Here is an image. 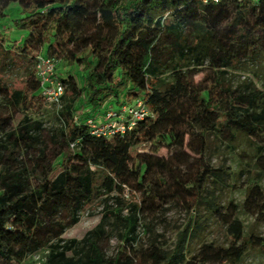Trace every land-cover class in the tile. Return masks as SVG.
<instances>
[{"label":"trees","instance_id":"obj_1","mask_svg":"<svg viewBox=\"0 0 264 264\" xmlns=\"http://www.w3.org/2000/svg\"><path fill=\"white\" fill-rule=\"evenodd\" d=\"M3 2L17 3V23L25 35L6 46L0 33V264H26L76 224L82 208L99 197L103 174L127 191L150 234L171 202L191 214L183 241L188 234L202 238L209 220L224 230L227 244L202 239L186 264H235L250 248L264 249V237L245 234L238 217L264 213V168L255 164L247 170L239 203L221 204L206 184L210 180L217 187L227 172L203 162L211 136L258 137L253 155L264 153V0ZM38 54L84 71L82 88L73 74L56 75L65 92L59 108L51 105L56 122L50 126L36 117L48 105L34 70ZM32 60L29 67L25 61ZM17 62L24 80L21 88H12L2 71ZM249 66L262 80L261 88L251 81L234 86L228 78L230 70ZM81 91L88 115L74 120L73 101ZM135 99L152 115L124 133L89 132L85 118L103 112L105 105L116 110ZM162 148L170 154L160 155ZM112 215L115 210L105 205L91 242L92 261H184L183 253L168 254L153 242L146 247L123 243L109 255L104 220ZM127 223V228L133 225ZM60 255L50 252L45 264Z\"/></svg>","mask_w":264,"mask_h":264},{"label":"rangeland","instance_id":"obj_2","mask_svg":"<svg viewBox=\"0 0 264 264\" xmlns=\"http://www.w3.org/2000/svg\"><path fill=\"white\" fill-rule=\"evenodd\" d=\"M19 9L17 3H10L5 6L3 0H0V33L8 41L5 43L6 46L11 45L12 42L20 43L25 35V30L17 23V18L20 16ZM25 63L29 67H33V60L25 61ZM248 69L250 66L244 70H230L228 78L234 86L251 81L257 88H261L262 80L252 76ZM67 73L73 74L79 88H82L84 76L82 68L59 61L56 64V75L63 78ZM2 76L10 87L21 88L24 80V69L17 62L11 68L3 70ZM73 103L75 113L78 116L88 115L86 114L87 104L82 91L74 98ZM54 110L53 106L46 105L36 117L43 121L44 126H50L56 122L53 116ZM20 116L18 115V118ZM234 135L230 141L225 137H219V139L211 136L209 147L203 155L205 164L213 168H221L227 172L217 187L210 180L206 184L208 188L214 190L218 202L221 204H225L229 200L239 203L242 200L240 189L245 185L247 170L255 167V164L264 168V153L255 157L253 155L256 152L257 144L260 142L258 137L250 139L242 134L236 133ZM159 154L166 157L170 154V150L162 148ZM92 169L97 170L99 168L92 165ZM103 176L104 174L97 183L100 191L99 197L82 208L77 223L68 227L61 236L52 240L46 249L31 255L26 260V264H45V256L52 251L61 252V255L52 264H98L90 259V247L96 235V226L104 214L105 205L109 210H115L116 213V215L109 216L104 220L106 228L110 232V241L107 247L109 255L123 243L131 242L136 247H146L150 242H153L168 254L174 251L183 253L184 261L180 264H186L185 262L194 254L202 239L214 244H227L224 230L214 220L207 221V227L202 231V238L198 239L188 234L183 241L181 239L183 238L182 231L184 232L189 223L191 214L179 202L167 204L162 215L155 219V232L153 234L146 232L142 226V220L138 219L136 206L128 201L127 191L119 190ZM261 185L264 187V178L261 180ZM238 217L244 224L245 234L252 231L255 235L264 237V213L253 216L241 213ZM128 220L133 222L130 228H127ZM4 264L16 263L7 262ZM235 264H264V249L250 248L242 259Z\"/></svg>","mask_w":264,"mask_h":264},{"label":"built area","instance_id":"obj_3","mask_svg":"<svg viewBox=\"0 0 264 264\" xmlns=\"http://www.w3.org/2000/svg\"><path fill=\"white\" fill-rule=\"evenodd\" d=\"M201 1L218 2L219 0ZM34 70L45 103L59 108L61 98L65 92V85L56 76V62L51 57L38 54L35 59ZM149 115L152 114L143 101L135 99L132 102L123 103L116 110L105 105L103 112L88 116L85 118L84 123L91 134L109 137L130 130L139 120ZM77 118L78 115L74 114V120H77Z\"/></svg>","mask_w":264,"mask_h":264}]
</instances>
